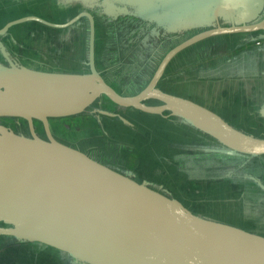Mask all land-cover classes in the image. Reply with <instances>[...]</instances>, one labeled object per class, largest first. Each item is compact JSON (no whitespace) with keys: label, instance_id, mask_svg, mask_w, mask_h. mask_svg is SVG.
I'll list each match as a JSON object with an SVG mask.
<instances>
[{"label":"water","instance_id":"obj_1","mask_svg":"<svg viewBox=\"0 0 264 264\" xmlns=\"http://www.w3.org/2000/svg\"><path fill=\"white\" fill-rule=\"evenodd\" d=\"M111 5L112 17L141 18L163 35L199 30L163 54L142 88L120 94L96 68L90 11L61 23L25 15L0 27L3 35L29 21L68 28L86 18L88 25L86 72L0 65V116L22 117L31 131L27 137L0 124V236L49 247L82 264H264V235L195 215L144 182L54 139L48 130L49 117L77 113L106 97L120 107L177 116L233 152L264 155V138L157 87L170 60L186 47L221 34L264 32V15L258 13L264 0H111ZM218 19L224 24L215 25ZM32 119L43 124L47 139L33 132Z\"/></svg>","mask_w":264,"mask_h":264},{"label":"rangeland","instance_id":"obj_2","mask_svg":"<svg viewBox=\"0 0 264 264\" xmlns=\"http://www.w3.org/2000/svg\"><path fill=\"white\" fill-rule=\"evenodd\" d=\"M10 1L14 4L10 3L1 9L4 12L0 13V25L3 22L25 15H35L48 21L64 22L72 17V14L79 12L83 7L80 3H67L64 2L65 0ZM257 6L258 3H255L250 8L255 12ZM69 11L71 16L68 17ZM51 29L57 28L48 27L38 22L19 23L8 29L5 36H3L5 42L0 39V45L2 46V43L10 45L11 43L24 44L21 52L17 50L15 52L26 55L22 56L28 58L23 60L25 63H29L30 59H33L37 60L38 66L48 70L86 72L87 65L82 55V45L79 42L80 38H74L71 31L68 38L67 34H65L66 38L62 34V36L55 37ZM37 31L41 34L47 33L49 35L44 36L35 33L33 37L28 36L32 32ZM97 31L98 34L100 29H97ZM107 31H109L108 26L103 27L102 32L106 33ZM196 31L197 29L193 28L186 32L190 34ZM245 34H221V36L209 37L186 47L173 57V63L169 66L167 72H165L159 88L171 94L193 100L205 107L210 106L231 126L248 135L264 138V96L260 95L257 99L253 95L255 90L252 91L253 86H250L251 84L236 81L235 83L241 89L238 95L232 93V84L224 87L218 81L214 80L203 82L205 81L204 77L208 76L207 71H211L209 65L211 57L206 56L210 54L209 50H220L219 54L221 57L216 58L222 64V60L228 59V54L232 52L229 44L235 43L233 40L237 38H245ZM167 36L170 38L167 41L168 44L170 45L171 43L168 49L181 40V34L178 32L167 33ZM113 38V35L106 37L107 40H111L106 45L107 50L111 53L110 60L114 58L116 65H128L130 70L129 80L133 73L140 76L139 81L134 85L138 87L143 82L142 76L144 72L142 68L144 67V55L140 52L142 57H137L135 54L138 51L135 52L134 46L133 51H131L132 54L130 51L123 53L119 52V50L118 54H116ZM98 39L100 40V37ZM98 39H96L97 42ZM121 39H117L116 45H118L117 43H121L119 41ZM59 40H62L63 43H59ZM2 50L0 47V53ZM126 58H128L127 63L125 61ZM109 63L107 67H111L112 61H109ZM238 63L239 61L235 60L234 64L237 65ZM205 66L209 69L207 70ZM104 69V74L102 71L100 73L105 80L109 81L111 79L115 82V79L112 78L114 74ZM259 69H262V67L260 66ZM238 70L243 77H247L246 72L252 73L250 63H248L247 67ZM255 81L258 83L263 82L260 77ZM110 85L117 89L113 83ZM129 88H132V86ZM250 97L254 99L253 102H250ZM147 102L148 104H152L156 101ZM120 110L124 111L125 108H121ZM127 112V116L131 118L134 124L129 126L123 125L124 129L119 125L120 123L116 124L114 129V124L112 129H109V133H107L108 139L105 141L102 140L103 143L99 141L102 138L92 139L91 135L85 132L87 131L85 129L82 131L65 129L61 131V134L67 140L85 139L82 142L84 145H88L93 141L97 145L102 146L99 148L102 151L100 160L106 166L113 167L114 170L122 173H128L129 176L135 175L136 179L144 180L136 181L144 182L148 187L177 200L195 215L223 222L246 231L254 232L258 229L261 231H259L260 234L264 232V224L258 216L251 218L244 216V214L246 216L247 214L245 212L244 200L241 199V190L240 193L238 191V195H240L238 196L233 189L234 186L232 188L228 181L219 180L215 183V181L211 180L219 175V173H215L213 168L211 169L208 166L201 167L202 172L199 174L195 171L197 167H190L192 162L189 161L190 159H186L187 156L185 153L194 152L196 148L193 145L194 143L190 141V137H202L200 139L206 143L208 139L205 138L206 136L202 132L182 121L177 116H171L172 118L168 119L170 116L166 114H148L133 109ZM103 121L107 124L110 120L103 118ZM256 123L258 124L256 125ZM54 132L56 134V131ZM195 142H199V140H195ZM179 143L181 144L178 145ZM203 146L207 148L205 150L213 148L207 146V144H203ZM215 147L218 146L215 145ZM178 151H181L180 154L182 155H175L174 158L177 157L175 159L179 163L177 165L180 166L182 172H179L171 164V158H173L174 152ZM262 216H264V211L262 212ZM18 249L22 250L20 248ZM14 259H19V256L14 253H11L9 256L5 254L4 264H14Z\"/></svg>","mask_w":264,"mask_h":264},{"label":"flooded vegetation","instance_id":"obj_3","mask_svg":"<svg viewBox=\"0 0 264 264\" xmlns=\"http://www.w3.org/2000/svg\"><path fill=\"white\" fill-rule=\"evenodd\" d=\"M4 3H5V5L3 7H6L8 4H10L12 2L10 0H6ZM81 10H83V9H81ZM75 14H73V15H75ZM263 15H264V5H263L262 13L260 14L259 18H261ZM120 19L121 18H117V21H119ZM29 22H35V21H29ZM52 22H54V21H52ZM57 23H61V21L57 22ZM4 24H5V22L1 23L0 27L3 26ZM78 26H80V25H75L74 27H78ZM150 26H152V25L151 24L147 25L146 23L141 24V23L134 22V23H131L130 25H127L126 29H123V30L127 32V34L125 35L126 37H128L130 35V37L136 36V38L140 39L144 35L146 36V34L148 33V31L150 29ZM57 29H65V28H57ZM96 29H100V32L98 33V37H100L101 41H103V39L101 37L103 34V32H102L103 26L101 24H96L95 30H94V43H95ZM70 31H71L70 29L67 31H64V32H62V35L67 34V38H68L70 36ZM6 32L3 35H0V39H2V41H4L3 36H5ZM196 32H193V33H196ZM35 33H38L39 35H44V36L49 35L47 33L41 34V33H39V31H37V32H32V34H30L28 36L33 37V36H35ZM193 33L189 34L187 32H184L183 35L180 36L181 40L183 37L186 38V37L192 35ZM60 35H61V33H60ZM263 35H264V32L255 31V32L246 33L245 34L246 37L243 39L237 38V39L233 40L235 43L229 44L230 47L232 48L231 49L232 52L228 54V56H227L228 59L222 60V64H220L221 63L220 60H218V58H216V57H221L219 54L220 50H217V51L216 50H209L210 54H207L206 56L211 57L210 63H209V65L211 67V71L208 70L209 68H207L205 66L208 70L207 71L208 76L204 77L205 81H203V82H209L210 80H214V81H218L224 87L228 86L229 84H232L233 85L232 93H236L238 95H239V91H241V89L239 88V86H237V84L235 82L238 81L240 83H248V84H251L250 86H253L252 91L255 90L253 95L256 96L257 99L259 98L260 95L264 96V84H263L264 83V69H263V67H264V36ZM216 36H221V35H216ZM122 37H124V35ZM161 37H160V40L163 41V39H161ZM232 37H234V36H232ZM65 38H66V35H65ZM15 40L18 41L17 39H15ZM105 40H107V39H105ZM114 40H115V38H114ZM128 40H131V39H128ZM168 40H170V38H168ZM123 41H124V39L122 38L120 40V42H121L120 46L116 45L119 52L125 53L127 51H130V52L133 51V46L135 47V43H132V44L130 43L129 46L127 47L126 43H124ZM167 41H166V43L168 44ZM105 43H103V45H105ZM2 44H3L2 45L3 51L0 53V64H2V66L8 67V68L17 67V68H28V69H36V70H44V71H56L53 69L48 70L45 68H41L40 66H38L37 60L30 59L29 63H25L23 60L28 59V58L22 57L24 54H17L18 52H21L24 44H22V43H11V45L6 44V43L5 44L2 43ZM80 44L82 45V43H80ZM170 45H171V43H170ZM174 45H176V44H173V46ZM15 50H17L18 52L16 53ZM144 50H146V48H144ZM136 51H138L137 55L140 54V52H141V50H139V49H137ZM131 54H132V52H131ZM127 55H129V54H127ZM142 55H144V53H142ZM24 56H26V55H24ZM20 57H21V59H20ZM145 57L148 58V60L150 62H153V60L156 59L155 56H152L151 58H149V56L144 55V58ZM171 60H172V62H171ZM171 60L168 63V65L166 66L164 73L161 76L160 80L158 81V84H157L158 88H159V84L161 83V81L164 78L166 70L173 63V58ZM235 60L239 61V63L237 65L234 64ZM126 61H128V58H126ZM248 63H250L252 73L246 72L247 77H243L242 75H240L238 69L241 70L242 68L247 67ZM260 66L262 67V69H259ZM237 67H239V68L237 69ZM105 68L106 69H104V68L103 69L108 70L109 72H110V69H112V67H107V66ZM124 68H125L124 65H116V70L114 72L120 73L121 71L124 70ZM103 69L99 70V72H101V71L103 72ZM57 72H62V71H57ZM210 75H213V76H210ZM121 76H122V78L124 77V75H121ZM259 77L262 79L263 82L258 83L255 81ZM112 78L115 79V76L113 75ZM126 79L127 78H124V80H122L121 77H118L117 81L120 85H122L126 82ZM197 80L201 81L200 79H197ZM109 81L106 80V82L108 84L113 83L117 88V89H115V88L114 89L118 93L122 94L121 92L124 91V86L121 88L118 87V84H116L117 83L116 79H115V82L111 79ZM232 82H234V83H232ZM224 87H222V88H224ZM256 91H258V92L261 91V92L258 94V92H256ZM125 93L128 94L126 91H125ZM249 99L251 100L250 102H253V100H254L251 97ZM147 101H153V100H147ZM147 101H146V103H148ZM245 102H247V101H245ZM155 103H158V102H155ZM155 103H152V104H155ZM207 107L209 109H212V111H214V112L216 111L215 109H213L210 106H207ZM121 108H125V110L121 111L120 110ZM131 109H133V108L117 106L114 103H112L110 100H108L106 97H100V98H97L92 104H90L84 110L79 111L77 113L65 115V116L49 117L48 118V130L54 139H56V140H58L64 144H67L71 147H74V148L84 152L85 154H87L91 158L103 163L100 160V155L102 154V151L99 149L102 146L97 145V143H95L93 141H91L88 145L87 144L84 145L82 142L85 139H82V138H78V139H74V140H67L63 137V135L61 134V131L65 130V129L82 131L85 129V130H87L85 132L86 133L88 132L89 135H91L92 139L93 138H97V139L102 138L99 141H101L103 143V141L108 139L107 133H109V129H112V126L114 124H115L114 129H115L116 124H118V123H120L119 125L122 126L123 129H124L123 125L129 126V125L134 124L133 121L131 120V118L129 116H127V114H128L127 111H130ZM133 110H136V109H133ZM215 113L220 116L219 113H217V112H215ZM163 114L168 115L167 112H164ZM103 118H108L110 120L109 123L105 124L103 121ZM168 119H170V118H168ZM0 124L5 126L6 128H8L9 130H12L16 134L24 135L27 137L31 136V131H30L28 121L22 117L3 115V116H0ZM257 124L258 123H256V125ZM32 129H33V132L38 137H40L42 139H47L44 126L40 121H38L36 119H32ZM54 131H56V134ZM205 136H206L205 138L208 139V140H206L207 142L205 141L206 143H204V140L200 139L202 137H198V136H197V138H191L190 137V141L194 143L193 145H195L196 148H195L194 152H188V153L186 152L185 154L190 159L189 161L192 162L190 166L195 167V168L197 167L196 168L197 171L196 170L195 171L198 172L199 174H200V172H202L201 167H206V166L210 167L211 169L213 168L215 173H219V175L217 177H214L211 179V180L215 181V183H217L219 180L220 181L221 180L222 181H224V180L228 181L226 179V177H224L226 175V173H228L229 171H232L231 174L236 175V173L242 167L248 165L249 162L256 163V162L261 161V163H264V157H262V160H258V161H256L255 158L253 160V158H249V157L248 158L247 157H237L234 159H230L228 161H224L221 157H214V156H210V157L206 156L205 158L208 161L207 162L206 160H204L202 158V157H204L205 153H208L205 150L203 144H207V146H209V147L218 148V149H223L226 147L223 146L222 144H220L216 139H214L210 136H207V135H205ZM195 140H199V142H195ZM180 144L181 143H179L178 145H180ZM215 145H217L218 147H215ZM180 153H181V151L174 152V154L172 156L173 158H171L172 159L171 164H173L174 167L177 168V170L179 172H182L180 170L181 169L180 166L177 165V164H179L177 162V160L175 159L177 157L174 158L175 155L181 156L182 154H180ZM211 153H213V152H210V154ZM103 164H105V163H103ZM236 166H237V169L235 171H233V169L236 168ZM110 168L114 169L113 167H110ZM120 173H122V172H120ZM122 174L129 176L128 173H122ZM202 176H203V173H202ZM129 177L132 179L138 180L135 178L136 177L135 175H130ZM146 180H148V179H146ZM138 181H144V180H138ZM228 182H229L230 186H232V188L234 186L233 189H234V191H236V195H238L240 193V190L242 191L241 199L243 200L244 194H245L244 185L243 186H236L233 183H231L230 181H228ZM238 191H239V193H238ZM232 193H233V190H232ZM238 196H240V195H238ZM256 210H257V214H253L251 216H253V217L258 216L260 218V221H262V219L264 217V216H262V212L264 211V207L262 205L257 206ZM244 216L247 217L245 214H244ZM263 224H264V222H263ZM257 230H255V231L256 232L260 231V230H258V231ZM262 234H264V232Z\"/></svg>","mask_w":264,"mask_h":264},{"label":"trees","instance_id":"obj_4","mask_svg":"<svg viewBox=\"0 0 264 264\" xmlns=\"http://www.w3.org/2000/svg\"><path fill=\"white\" fill-rule=\"evenodd\" d=\"M5 1L6 0H0V4L2 7L0 8V13L4 12L1 9L4 8L3 6L5 5L4 3ZM75 1L83 6L82 9H86L92 13L95 20V26L96 24H101L103 27L108 26L109 29V31L102 34L101 37L103 41H101V39L100 40L98 39V34H97L98 31L96 29L95 43H94V48H95L94 58H95V65L98 71L102 70L107 65H109L110 64L109 61H112L111 67L113 70L110 69V72L112 71V74H114L117 82L116 84H118V87L121 88L124 86V91H122L121 93L126 94L125 93L126 91L128 94L130 93L132 94L138 91L147 82L151 73L155 69L158 61L168 49L169 44H167L166 41L168 40L169 37L167 35H163L162 34L163 31L160 30L159 28L154 27V24L152 22H148L141 18L134 17L128 14L123 16L118 15L116 17H112L110 13L111 11L114 12L115 10L111 5V0H65L64 2L69 3ZM69 16H71L70 11L68 12V17ZM117 18H121V19L117 21ZM134 22L141 24L146 23L147 25L151 24L152 26H150V29L148 31L149 34L147 33L146 36L144 35L145 37L143 36L140 39L136 38V36L130 37V35L126 37L125 35L127 34V32L124 31L123 29H126L127 25H130L131 23ZM75 25H80V26L74 27ZM69 29L71 30L72 36L74 38L77 39L80 38L79 42L82 43V55L84 56L83 58L85 59L86 62L87 38H88V25L86 18H82L78 20L76 23L69 26L68 28L51 29V30H53L52 34L55 35V37H59L62 36L60 35V33L62 34V32L67 31ZM108 35H113L116 41L119 38H123L124 39L123 42L126 43L127 47L129 46L130 43L131 44L135 43V51L139 49L141 50L142 53H144V55L149 56V58L155 56L156 59L154 58L155 60H153V62H150L146 57L144 58V67L142 68L144 72L142 76L143 82L138 87H135L134 85H136V83L139 81L140 76L135 75V73H133L129 80L130 70L128 65H125L124 70L121 71L120 73L114 72L116 70V64H115L116 60L113 57H112L113 59L110 60L111 53L107 50L106 47V45L111 40H108L105 43V39ZM123 35L124 37H122ZM160 37L161 39H163V41L160 40ZM114 38L112 40L115 47V52L116 54H118V49ZM96 39H98L99 43L97 42ZM60 42L63 43L62 40H59V43ZM103 43H105V45H103ZM117 44L120 46V43ZM144 48H146V50H144ZM135 55L139 58L142 57L140 54L138 55L135 54ZM127 62L128 61H126V63ZM121 75H124V77L122 78ZM118 77H121L122 80H124V78H127L126 82L120 85L117 81ZM130 86H132V88H129ZM169 116L170 117L168 118H171V115ZM206 151L208 153H205L204 157H202L204 160H206L205 158L206 156L221 157L224 161H228L230 159H234L237 157H247V158L249 157V158H253V160L255 158V160L258 161V160H262V157H264V155L255 156V155L240 154L233 152L227 148H223V149L210 148L209 150ZM210 152L213 153L210 154ZM186 159L189 158L187 157ZM237 166L236 168L233 169V171L237 169ZM231 173L232 171H229L228 173H226L224 177H226L228 181H230L236 186L244 185L245 194L243 200L245 204V212L246 214H248L247 217L251 218L253 217L251 215L257 214V210H256L257 206L262 205L264 207V163H261V161L256 163L249 162V164L242 167L236 173V175H232ZM262 221L264 222V217ZM256 233H260V232H256ZM18 248L22 250H19ZM11 253L17 254L19 256V259H14L13 261L14 264H82L81 262L75 261L74 259L66 256L64 253H59L56 250L51 249L49 247H44L34 242L18 240L10 236H0V264L5 263L4 261L5 254L9 256Z\"/></svg>","mask_w":264,"mask_h":264},{"label":"crops","instance_id":"obj_5","mask_svg":"<svg viewBox=\"0 0 264 264\" xmlns=\"http://www.w3.org/2000/svg\"><path fill=\"white\" fill-rule=\"evenodd\" d=\"M258 13H259V15H260V14L262 13V11H260V12H258ZM257 15H258V14H257ZM223 24H224V23L221 22V19H218L215 25H223ZM211 26H214V25H209L208 27H211ZM205 27H206V26H205ZM205 27H204V28H205ZM198 30H199V29H197V31H198Z\"/></svg>","mask_w":264,"mask_h":264}]
</instances>
